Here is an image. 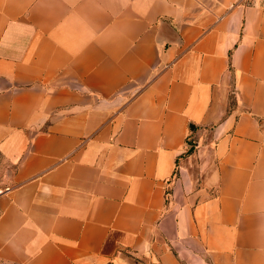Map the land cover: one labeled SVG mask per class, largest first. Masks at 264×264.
Returning a JSON list of instances; mask_svg holds the SVG:
<instances>
[{
	"label": "crops",
	"instance_id": "obj_1",
	"mask_svg": "<svg viewBox=\"0 0 264 264\" xmlns=\"http://www.w3.org/2000/svg\"><path fill=\"white\" fill-rule=\"evenodd\" d=\"M0 156V264H264V5L0 0Z\"/></svg>",
	"mask_w": 264,
	"mask_h": 264
},
{
	"label": "rangeland",
	"instance_id": "obj_2",
	"mask_svg": "<svg viewBox=\"0 0 264 264\" xmlns=\"http://www.w3.org/2000/svg\"><path fill=\"white\" fill-rule=\"evenodd\" d=\"M249 2L259 3L264 5V0H248ZM12 168H9L3 158L0 156V186L2 189L9 187L11 185V181L9 179V171Z\"/></svg>",
	"mask_w": 264,
	"mask_h": 264
},
{
	"label": "trees",
	"instance_id": "obj_3",
	"mask_svg": "<svg viewBox=\"0 0 264 264\" xmlns=\"http://www.w3.org/2000/svg\"><path fill=\"white\" fill-rule=\"evenodd\" d=\"M188 143H189V145H188L186 154H191L195 149V144L192 140H189Z\"/></svg>",
	"mask_w": 264,
	"mask_h": 264
}]
</instances>
